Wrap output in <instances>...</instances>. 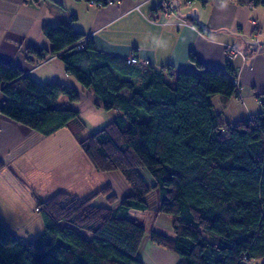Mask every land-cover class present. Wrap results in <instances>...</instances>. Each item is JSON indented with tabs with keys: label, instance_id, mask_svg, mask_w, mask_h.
<instances>
[{
	"label": "trees",
	"instance_id": "16d2710c",
	"mask_svg": "<svg viewBox=\"0 0 264 264\" xmlns=\"http://www.w3.org/2000/svg\"><path fill=\"white\" fill-rule=\"evenodd\" d=\"M93 1L106 6L111 0ZM237 2L264 6V0ZM75 20L71 16L65 23L44 24L50 48L30 45L25 55L34 65L59 57L68 75L93 90L97 107L116 112L79 144L96 170L119 172L132 192L119 203L110 186L88 197L57 192L38 199L44 228L31 241L16 236L0 218V264H143L138 252L146 236L145 220L134 211L149 209L146 197L152 190L158 193L159 212L173 217L174 237L152 232L151 239L179 256L178 264L264 259V93L258 95L261 112L229 122L212 104L215 96L239 93L237 73L229 63L225 73L191 55L198 71L180 70L172 81L170 67L148 66L145 83L138 86L133 78L139 77V63L98 50L91 38L78 48L87 35L74 29ZM124 89L130 97L122 94ZM0 92L5 97L0 113L42 136L79 119L78 110L57 106L61 97L77 102L76 88L42 84L2 59ZM5 167L0 160V173ZM100 194H108L109 206L93 203Z\"/></svg>",
	"mask_w": 264,
	"mask_h": 264
},
{
	"label": "crops",
	"instance_id": "0c3cea01",
	"mask_svg": "<svg viewBox=\"0 0 264 264\" xmlns=\"http://www.w3.org/2000/svg\"><path fill=\"white\" fill-rule=\"evenodd\" d=\"M184 2L186 5L180 2L174 15L168 16L158 0H120L100 8L78 0H45L38 6L27 0H0V59L22 68L40 83H64L80 89L59 57L36 66L25 55L30 45L50 48L42 32L44 24L65 23L75 16L74 29L90 35L98 50L122 58L133 54L140 59L139 77L133 78L138 86L145 83L143 72L148 66L170 67L172 81L180 70L198 71L190 59L194 55L209 69L228 73L229 63L237 73L238 95L213 97L216 113L234 122L261 112L258 95L264 93V6L261 10L260 6L242 5L237 0ZM188 13H195L194 21L183 16ZM202 26L204 30H200ZM229 47H236L243 55L230 56ZM144 61L149 64L144 65ZM122 94L131 95L126 89ZM4 99L0 92V105ZM66 100L61 97L57 106L72 108ZM74 126L85 129L78 120L45 137L0 113V160L6 164L0 173V218L24 241L33 240L43 231L42 217L34 211L38 199L46 200L57 192L87 197L106 186L118 199L132 192L119 172H99L85 155L76 164L74 153L63 152L69 146L68 135L76 138ZM48 147L58 150L52 161L47 155L42 157ZM152 192L158 197L152 190L146 202ZM156 201V209L148 205L145 211H134L144 217L146 229L138 257L143 264H178L179 256L151 239L152 232L174 237L173 217L161 214L159 198ZM94 202L97 206L110 205L104 194L97 195Z\"/></svg>",
	"mask_w": 264,
	"mask_h": 264
},
{
	"label": "rangeland",
	"instance_id": "374dc122",
	"mask_svg": "<svg viewBox=\"0 0 264 264\" xmlns=\"http://www.w3.org/2000/svg\"><path fill=\"white\" fill-rule=\"evenodd\" d=\"M119 1L120 0H116L115 2L109 3V4H114V3H117ZM143 1H145V0H143ZM180 2L182 3V5H186V3L184 2V0H180ZM260 9L262 10V6H260ZM161 10L163 11V13L165 15H167L165 13V9L163 7H162ZM258 31L256 32V34L260 35V32L258 33ZM233 48L236 51L241 52L236 47H233ZM54 57H57V56L49 57L43 63L47 64ZM245 57L247 59L248 56H245ZM36 66H38V65H36ZM74 79H75L77 85L80 87V89L79 88H76L74 85H70V84L69 85L72 86V87H74V88H76L78 90L79 100L77 102H70V101H67L66 100L67 101V106L68 107L70 106V107H72V108H74V109H76V110H78L80 112L79 113V117H78L79 119L78 120L84 125L85 129L82 130V129H79V128L75 127V126L73 127V131H74V134H75V137L76 138H73L70 134L68 135L69 140L66 141V142L68 143L69 146H68V148H64L63 149V152L65 153L67 151L69 153H74V155H75V163L77 164L79 158L85 159V156H84L83 151L81 150V147H80V144H79L80 139L86 138L87 136H89V135L97 132L98 130L102 129L103 127H105L114 118L113 117L112 119H109V116L110 115L115 116V115H114V111L113 110H106V109H104L102 107H97L96 104L93 103V102H94V100L98 101V98L94 94L93 90L89 88L90 90H89V93H88L87 92V89L88 88L82 86L77 81V79L75 77H74ZM46 83H48V82H46ZM46 83H42V84H46ZM81 89L82 90H85V92H82ZM258 105L260 107H262V110H263V106L261 105V103L258 102ZM143 119H147V115L144 114ZM57 152H58V150L56 148L48 147L47 149L43 150L42 157L45 158L46 155H47V160L48 161H52V159H53L52 158V155L54 156L55 153H57ZM48 166L50 168V165L49 164H48ZM141 173L143 174L144 178H146V180H147L146 182L148 183V185L151 186L152 185V182H151V179L148 177V175H146L145 172L142 171V170H141ZM87 175H88V172L86 173L85 176H87ZM116 184H118V183H116ZM118 188H120V187H118ZM111 192H112V189H111ZM120 199L121 198L118 199V197H117V201L116 202L119 203L118 201ZM157 199H158V197L156 196V194H154L152 192V194L150 195V197L148 198V201H147V204L149 203L148 205H150V209H156L157 208V201H156ZM96 203H98V202H96ZM94 204H95V202H94ZM37 207L38 206L36 205V208ZM36 208H35L34 211H36V213L40 214V210L37 211ZM38 208L41 209L40 207H38ZM164 215H166V214H164ZM40 216H41V214H40ZM166 216H168V215H166ZM169 217H172V216L169 215ZM84 233H87V232H84ZM85 235L87 236V234H85ZM87 238H91V235H88ZM263 262H264V259H258L255 262H252L250 264H262Z\"/></svg>",
	"mask_w": 264,
	"mask_h": 264
},
{
	"label": "built area",
	"instance_id": "2783aa9c",
	"mask_svg": "<svg viewBox=\"0 0 264 264\" xmlns=\"http://www.w3.org/2000/svg\"><path fill=\"white\" fill-rule=\"evenodd\" d=\"M115 1L116 0H111V1H109V3H113ZM159 1L162 2L163 8L165 9V13L167 15H169V14H173L174 15V7L172 6L170 0H159ZM90 4L93 5V6H96V7H102V6H104V4L102 2H96V1H93V0L90 1ZM88 38H90V35H87L85 39H83V40H81L79 42V45H78V48L79 49L85 47V40H87ZM228 52H229V55L230 56L231 55L242 54L241 52L236 51L233 47H229L228 48ZM140 62H141L140 59L137 56L133 55V54L130 55L129 57H127V63L128 64H137V63H140ZM143 64L144 65H147V64H149V62L148 61H144ZM237 82H238V80H237ZM36 210L38 211L40 209L37 207Z\"/></svg>",
	"mask_w": 264,
	"mask_h": 264
},
{
	"label": "water",
	"instance_id": "95a60500",
	"mask_svg": "<svg viewBox=\"0 0 264 264\" xmlns=\"http://www.w3.org/2000/svg\"><path fill=\"white\" fill-rule=\"evenodd\" d=\"M172 5L174 8H179V0H171ZM196 13V12H195ZM195 13H188L187 15H183L184 17H191V18H196Z\"/></svg>",
	"mask_w": 264,
	"mask_h": 264
}]
</instances>
